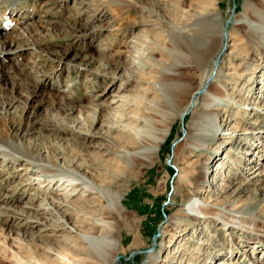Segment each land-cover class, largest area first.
Returning <instances> with one entry per match:
<instances>
[{
  "label": "rangeland",
  "instance_id": "1",
  "mask_svg": "<svg viewBox=\"0 0 264 264\" xmlns=\"http://www.w3.org/2000/svg\"><path fill=\"white\" fill-rule=\"evenodd\" d=\"M244 1L23 0L10 10L13 17L6 10L13 26L0 21V35L16 41L22 37L20 48L0 52V68L14 69L18 87L28 92L26 99L11 104L0 97V136L21 141L33 156L70 162L96 183L109 185L113 172L119 175L111 185L122 197L114 215L118 247L110 264H146L153 251H160L161 264H264V26L258 23L248 31L236 24ZM249 1L254 7L261 3ZM247 17L263 22L248 11ZM197 22L216 31L224 28L225 48L219 58L217 50L208 56L201 68L181 66L173 76L188 89L181 96L185 101L202 85L215 88L216 81L206 83L207 75L213 63L222 68L219 82L226 84L231 100L219 104L217 136L205 149L182 141L184 130L197 128L192 121L202 99L197 93L193 106L191 98L183 117L177 99L174 106H164L170 131L157 155L122 168L119 148L128 141L117 130L106 131V125L122 130L136 114L160 106L163 98L152 85L172 59V31L198 27ZM80 125L97 133L94 140L71 129ZM2 161L0 157V264H68L62 257L74 252L76 231L55 232L48 223L40 231L5 219L9 210L23 211L30 196L37 202L43 193L27 180L26 168L18 169L27 160ZM195 195L222 206L228 225L211 217H188L185 208ZM94 197L85 196L86 203L77 199L70 207L81 219L95 215L104 204ZM53 212L72 228L67 211ZM183 216L179 228L168 224V218ZM238 218L241 224L233 226ZM76 226L89 231L88 224ZM162 227L172 236L160 233Z\"/></svg>",
  "mask_w": 264,
  "mask_h": 264
},
{
  "label": "bare ground",
  "instance_id": "2",
  "mask_svg": "<svg viewBox=\"0 0 264 264\" xmlns=\"http://www.w3.org/2000/svg\"><path fill=\"white\" fill-rule=\"evenodd\" d=\"M22 1L23 0H0V15L3 24L6 22V24H10V22L5 21V18H3L5 13H3L4 10L2 9V6L6 4L10 10L14 11V9L17 8V5ZM243 8L244 12H242L240 18H236L235 20L236 24H244L248 31L256 30L259 26L258 23L261 24V26H264V0H261L259 7H254L249 0H245ZM247 11L251 12L252 17H260V21L263 22H257L253 18H248ZM199 17H201V15ZM214 17V19L218 20V16L215 15ZM204 20L202 19V22ZM198 24L199 23L197 22L196 25ZM2 26L0 25V27ZM262 29L264 30V27ZM6 31H8V28L5 29V32ZM171 35V40H174L175 43L174 47L169 49V51L172 52L171 55H173L172 59L169 61L168 66L161 71L159 79L156 82L154 81L155 83L152 85L153 90H156L157 92L160 91V96L163 98V101H160V106L158 107V104H156L148 112L146 111L138 115L136 114L135 117L132 118L131 124L124 125L122 130L120 128L118 129V127H116L117 125L114 123L106 125V131L117 130L121 132L128 141V144L119 148L120 151L117 164L122 163V168H130L135 165L152 161L157 155L163 140L169 136L170 122H168L169 117L167 118V112L164 106H174L175 101L181 99L182 94H186L188 90H185L184 88L186 87L183 88L179 80L174 78L173 75L177 74L175 69L185 65H195L196 67H200L204 61H206L208 56L214 54L216 50V54L221 51L225 40L224 36H226V38L228 37V33L224 32V28H220L219 31H216L212 26H206L204 24L201 26L198 25V27L191 26L184 30L174 29ZM216 38L218 43L216 42ZM20 39L16 41L10 39L8 36L0 35V52L8 48L15 50L20 48ZM219 55L220 53L216 58H219ZM2 58L3 57L0 53V60H2ZM218 61L216 64H218ZM209 72L206 83L209 84L216 81V85L214 84L215 88H211L204 83L205 86L202 85L191 93L190 97H194L192 101L190 100L191 98H186L185 101L182 99L180 100L182 102V107L179 116L183 117V113L187 112L190 108V101L193 106H195L196 100L199 98L198 96L202 99L200 108L195 112L196 119L195 121H192L197 128H193L192 131L189 129H186V131L184 130L185 135L182 138V141H186V143L194 149L207 148L209 141L217 136L220 129V121L217 112L219 104L231 100L226 91V84L219 82L222 68L214 67L213 63ZM16 78L17 72H15L14 69H12V71L10 69L9 71H6L5 68H0V84L3 86V89H0V97L10 104L14 100L26 99L28 97V92L26 91L27 94H25L26 92L22 91L24 89L18 87V84L15 82ZM120 86H122V84ZM7 87L8 90L4 91ZM118 89L120 88L118 87ZM197 93L200 94L196 96ZM122 100L125 102L129 101V99ZM93 114V117L96 118V111H94ZM100 124L102 125L104 123L100 122ZM71 129L78 133H85L87 135L86 138L89 139V141L94 140V137L97 136V133L92 132L89 128H83L81 125L77 128ZM20 142H15L9 138L2 139L1 137L0 157L3 161L7 159L21 161L27 160V166L23 167L22 164H20L18 169L26 168L25 174L27 180H30V183L32 184H36L43 194L41 199L39 198V201L37 202L33 201L34 197L30 196L28 199L32 202H25L24 208H22L23 211L14 209L9 210V213L3 212L6 215L5 219L14 224L24 222L28 226H39L40 231L47 228V224L45 226H40L44 223L50 224L49 228L55 230V232L59 229L64 232L76 231L77 235H75L76 244L74 246L75 248H73L74 252L71 253V255H64V257H62L64 261L68 264H110L113 254L118 247V241L114 237V228L116 227L114 215L120 209V200L122 197L120 192L112 191L111 185L116 182V180L113 182L114 179H120L119 175L113 172L112 181L109 185L96 183L90 177L83 175L76 167H73V165L71 166V164H69L70 162L68 164H63L61 162L52 163L50 160L46 159L47 156L41 157L40 155H31L26 147ZM178 144L175 145L174 152ZM95 146L97 147L98 145ZM210 159V155L204 159L202 172H205V165ZM94 160H98V157L96 156ZM40 183H43V185ZM75 195H77V197L73 198ZM94 195V198L103 201V210L95 215H84L81 219L77 216V213H75L77 212L75 211V208L72 206L74 208L73 210V208L70 207L71 203L77 199L86 203L87 199L84 197H92ZM1 207L4 208L5 206L2 205ZM53 208H63V210L67 211L69 216L67 215L68 218L66 219L70 221L72 228H74L68 229L69 222L56 216L53 212ZM185 210L188 213V217L189 215H192V218L201 216L204 218L211 217V219L216 220L222 226H227L229 223V221L225 219L226 217H224L226 211L222 209V206L211 203V201H207L199 195H195L188 201ZM72 214H76V216L72 217ZM251 214L255 216L254 212ZM183 218L184 216L168 218V224H170L172 228H179L182 224ZM239 219L240 218L234 222L232 221V225H240L241 221ZM82 224H88L89 231L78 230L76 225ZM97 229H100L101 233L97 232ZM168 229L162 227L159 232L164 236L168 235L171 237L172 234ZM77 238L78 241H76ZM161 243L160 245L162 246ZM160 256V251L149 253L146 264H161L163 260L160 259ZM18 260L20 261L21 259ZM42 264L47 263L42 262Z\"/></svg>",
  "mask_w": 264,
  "mask_h": 264
},
{
  "label": "water",
  "instance_id": "3",
  "mask_svg": "<svg viewBox=\"0 0 264 264\" xmlns=\"http://www.w3.org/2000/svg\"><path fill=\"white\" fill-rule=\"evenodd\" d=\"M225 28H226V26H225ZM224 48H225V47H224ZM217 61H218V60H216V62H217ZM154 243H155V242H154ZM153 247H154V245L150 248V250L153 249Z\"/></svg>",
  "mask_w": 264,
  "mask_h": 264
}]
</instances>
